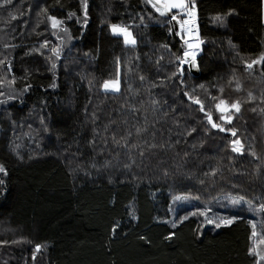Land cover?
Listing matches in <instances>:
<instances>
[{
  "label": "trees",
  "instance_id": "obj_1",
  "mask_svg": "<svg viewBox=\"0 0 264 264\" xmlns=\"http://www.w3.org/2000/svg\"><path fill=\"white\" fill-rule=\"evenodd\" d=\"M193 2L197 76L182 13L0 0V264H264L249 251L264 255V63L246 68L264 54L262 0ZM221 100L240 105L230 122Z\"/></svg>",
  "mask_w": 264,
  "mask_h": 264
},
{
  "label": "snow or ice",
  "instance_id": "obj_2",
  "mask_svg": "<svg viewBox=\"0 0 264 264\" xmlns=\"http://www.w3.org/2000/svg\"><path fill=\"white\" fill-rule=\"evenodd\" d=\"M6 3H10L11 0H5ZM147 3L151 5V7L153 9H155V11L157 13H159L161 16H165L168 13H171L173 9L176 10H180L182 12H184V14L186 15L187 18L185 19H181V20H177V17L175 15H173L171 17L172 20L177 21V23L180 25L181 30L184 31H188L191 32V30L194 28L195 26V4L193 2L192 7L189 8L188 3L186 2V0H147ZM86 15V12H85ZM215 20L218 21H223V17L222 16H216L214 18ZM48 20L51 21V26L52 28H57L59 26V24L61 23V21H59L56 17L54 16H49ZM113 33H119L122 34L124 37V42L125 44H135V38L132 36V33L126 28V27H119L117 25H111L110 26ZM65 31H67L65 29ZM55 34V33H54ZM180 33L178 32L177 35H179ZM45 44H47V41L45 42ZM5 47H7V45H5ZM189 47H192V45H189ZM198 47V45H197ZM53 54L55 55V57L57 59H59L60 56V52L58 48H53L52 49ZM194 53H190L188 51L184 52V56L185 57H193L194 59ZM179 59V58H177ZM185 61H181V63H184ZM257 63H264V54H261V56L257 59V60H253L251 63H248L246 65L247 69H252L254 64ZM56 67L55 63H53L52 68L54 69ZM54 86V85H53ZM106 89L109 87L112 88H116L117 84L116 83H112L109 84L108 81L104 82L103 85ZM185 95H187V93H185ZM190 99H192V97H189ZM196 104H200V100L199 99H195L194 101ZM217 110L221 113L220 119L225 121V122H230L232 120V116L231 115H225V113L229 112L230 110H235L236 112H239L240 110V105L238 102H233L230 105L224 101L221 100L217 105H216ZM201 111H203V107L201 106ZM208 120L209 123L212 124L213 128H220L221 131H224L225 129H223L219 124L212 122V117L211 114L208 115ZM233 135H235V132H232ZM232 144L234 145L233 147V151L239 152L241 151V148L235 147V145L239 144V140H233ZM5 169L2 165H0V172H4ZM2 183V182H0ZM186 197H176V199H185ZM243 200V198H238V199H233L232 203L233 204H239L241 201ZM246 203H248L249 205H251V201H246ZM257 211L260 212H264V204L259 205L258 209H256ZM196 213H192V215H195ZM200 215H205V213L201 212L199 213ZM181 219H186V217H182ZM234 219V218H233ZM205 222L206 223H213V220H210L207 218V216H205ZM232 223V219H224V218H220L219 223H216V227L219 228L221 226V224H231ZM173 227H175L176 225L173 224ZM253 236H256L257 233L255 232V224H253ZM171 237V234L169 236V238ZM260 243H264V240H261ZM41 248L40 245H36V251H39ZM250 253L255 252V255L259 258V259H264V255H262V253L258 250H256L255 248H251L249 249ZM33 258H35V252L33 253Z\"/></svg>",
  "mask_w": 264,
  "mask_h": 264
},
{
  "label": "built area",
  "instance_id": "obj_3",
  "mask_svg": "<svg viewBox=\"0 0 264 264\" xmlns=\"http://www.w3.org/2000/svg\"><path fill=\"white\" fill-rule=\"evenodd\" d=\"M186 2L188 3L189 8H191L192 4L190 3V0H186ZM194 11H195V26L191 30V32H188V37L184 40L186 51H191V52L192 50L198 49L200 47L199 28L196 20V15H197L196 8L194 9ZM180 13L183 14L184 18H187L184 12H180ZM189 45H192V47H189Z\"/></svg>",
  "mask_w": 264,
  "mask_h": 264
},
{
  "label": "water",
  "instance_id": "obj_4",
  "mask_svg": "<svg viewBox=\"0 0 264 264\" xmlns=\"http://www.w3.org/2000/svg\"><path fill=\"white\" fill-rule=\"evenodd\" d=\"M173 12L180 13V12H182V11H180V10H176V9H173L171 13H168V14H167V16L171 17V15H172ZM188 52L192 53L191 51H188ZM182 61H185V62H184V63H181V65L183 66V65L186 64L187 67H188V69H189V71H190V73H191L192 75L197 76V75L199 74V68H198L197 60H196L195 57H194V59H193V57H191V56H189V57H185L184 54H183V60H182ZM208 121H209V120H208ZM212 122H213V121H212ZM210 125L212 126L211 123H210Z\"/></svg>",
  "mask_w": 264,
  "mask_h": 264
},
{
  "label": "rangeland",
  "instance_id": "obj_5",
  "mask_svg": "<svg viewBox=\"0 0 264 264\" xmlns=\"http://www.w3.org/2000/svg\"><path fill=\"white\" fill-rule=\"evenodd\" d=\"M182 31H183V35H184V37L187 38V37H188V31H184V30H182ZM116 34H119V33H116ZM120 35H122V34H120ZM192 53L196 54V53H197V49L192 50ZM105 81H108L109 84L116 83V84H117V87H116V88L109 87V88L106 89V88L103 86ZM105 81H103V83H102V85H101V89H102L103 91L117 92V91L119 90V88H120L119 77H117V78H113V79H108V80H105Z\"/></svg>",
  "mask_w": 264,
  "mask_h": 264
},
{
  "label": "crops",
  "instance_id": "obj_6",
  "mask_svg": "<svg viewBox=\"0 0 264 264\" xmlns=\"http://www.w3.org/2000/svg\"><path fill=\"white\" fill-rule=\"evenodd\" d=\"M262 23L264 24V0H262V12H261Z\"/></svg>",
  "mask_w": 264,
  "mask_h": 264
}]
</instances>
